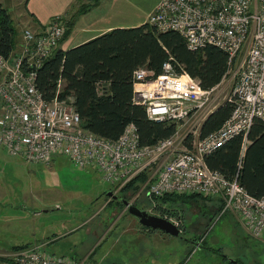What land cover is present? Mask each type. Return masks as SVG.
<instances>
[{"label": "built area", "instance_id": "obj_1", "mask_svg": "<svg viewBox=\"0 0 264 264\" xmlns=\"http://www.w3.org/2000/svg\"><path fill=\"white\" fill-rule=\"evenodd\" d=\"M146 15L145 22L158 30L179 32L190 50L209 44L224 50L226 70L219 83L232 81L230 93L218 95V84L202 88L198 78L176 71L166 59L155 75L145 66L134 69L131 99L143 105L148 118L174 122L171 134L141 144L133 122L116 138L86 131L72 95L59 97L56 91L46 99L34 83V69L66 29L64 16L55 15L38 31L22 29L19 50L0 55V147L12 157L46 164L52 155L64 154L75 166H93L114 191L146 171L148 177L136 194L157 198L199 193L218 198L217 213H232L250 237L264 238V195L249 193L237 174L227 177L204 163L206 154L239 136L240 166L253 119L264 121V0H158ZM223 100L232 103L229 115L200 135L198 125ZM44 247L26 245L6 256L15 264H104Z\"/></svg>", "mask_w": 264, "mask_h": 264}, {"label": "rangeland", "instance_id": "obj_2", "mask_svg": "<svg viewBox=\"0 0 264 264\" xmlns=\"http://www.w3.org/2000/svg\"><path fill=\"white\" fill-rule=\"evenodd\" d=\"M0 3L18 34L24 28L40 30L27 15L24 0ZM231 85L224 79L215 91L226 96ZM109 186L93 166H75L64 154L52 155L46 164L12 157L0 147V251L13 252V246L4 245L15 242L12 232L20 233L29 245L46 233L51 237L53 232L66 231L63 224H80L70 235H58L45 250L70 255L73 247L69 246L76 239L77 244L90 247V259L104 264H264V238L250 237L232 213H217V198L202 195L170 203L129 190L121 196L156 215L164 212L176 224L180 220L178 237L140 225L124 205L105 195ZM5 210L10 214H4ZM87 227L93 232L87 233ZM202 240L205 247L200 246Z\"/></svg>", "mask_w": 264, "mask_h": 264}, {"label": "trees", "instance_id": "obj_3", "mask_svg": "<svg viewBox=\"0 0 264 264\" xmlns=\"http://www.w3.org/2000/svg\"><path fill=\"white\" fill-rule=\"evenodd\" d=\"M5 8L0 3V55L9 56L11 52L19 50L17 45L20 33L18 34L17 26ZM166 59H170L176 71L198 78L202 88H209L218 84L225 73L227 54L211 44L198 50H190L179 32L171 28L158 30L144 22L133 27H113L65 50L54 49L34 69V83L46 99H50L56 91L59 97L72 95V106L79 113L81 126L86 131L116 138L127 123L133 122L139 135L138 141L147 144L171 134L175 123L155 121L146 116L143 105L131 99V78L134 69L140 66L151 70L153 75L160 73L161 64ZM231 108L232 103L223 100L208 112L198 125L199 134L203 135L218 127L229 115ZM251 124L248 131L249 143L240 166L237 164L241 139L239 136H232L206 154L204 163L224 176L232 177L237 174L240 184L249 193L260 196L264 195V121L254 118ZM186 145L190 146L188 140ZM147 177L146 171L137 173L114 191L118 195L117 200H109L123 205L118 199L124 197L127 190L133 194L137 192ZM109 189L113 190L111 187ZM200 196L202 195L199 193H168L157 199L175 203L196 200ZM220 205L221 202L218 208ZM162 214L164 212L159 215ZM200 246L205 247L203 240ZM23 247L26 245H16L12 249ZM0 260L13 261L7 256H0Z\"/></svg>", "mask_w": 264, "mask_h": 264}, {"label": "crops", "instance_id": "obj_4", "mask_svg": "<svg viewBox=\"0 0 264 264\" xmlns=\"http://www.w3.org/2000/svg\"><path fill=\"white\" fill-rule=\"evenodd\" d=\"M157 1L158 0H24V8L27 15L33 20V23L37 25L38 29H41L52 16H64L63 19L66 20V29L64 30L65 32L62 38L56 43L55 49L60 48L65 50L96 37L110 28L133 27L144 23L147 16L146 14L153 9ZM217 200L220 202L218 198ZM4 214L9 215L10 213L8 210H5ZM79 225L80 224L67 226L63 224L62 226L65 228L67 227L66 231L64 230L58 235H70L73 230L81 228ZM85 231L87 233L93 232L89 227H87ZM15 235L17 236L16 239H13L15 242L4 243V245L11 247L16 245H28L23 242L26 238H23L18 232L10 233V238L12 239ZM58 235L53 232L51 237H49L46 233L43 239L35 243H30L29 245L42 243L50 248L49 244H51L54 239L58 238ZM95 235L97 237V234ZM73 241L76 244L74 243V246H69L73 247L72 254L69 256L79 261L87 259V257L89 258V254L91 253L90 247L77 244L78 241L76 239ZM10 251H13V249ZM50 252L58 254L66 253L51 249ZM9 253V251H0V256H6ZM0 264L15 263L11 260H0Z\"/></svg>", "mask_w": 264, "mask_h": 264}, {"label": "water", "instance_id": "obj_5", "mask_svg": "<svg viewBox=\"0 0 264 264\" xmlns=\"http://www.w3.org/2000/svg\"><path fill=\"white\" fill-rule=\"evenodd\" d=\"M106 196H110L114 198H118V195L115 192H112L111 189H108L107 191H104ZM120 200L122 201V204L127 209V212L131 214V216H134L137 221L140 223V225H144L147 228H154L166 233H169L171 235L180 236V230L177 225L167 218L166 216L162 215H156L155 213H151L147 211L146 209L140 208L137 204L129 203V200L126 198L120 197Z\"/></svg>", "mask_w": 264, "mask_h": 264}, {"label": "flooded vegetation", "instance_id": "obj_6", "mask_svg": "<svg viewBox=\"0 0 264 264\" xmlns=\"http://www.w3.org/2000/svg\"><path fill=\"white\" fill-rule=\"evenodd\" d=\"M112 191H114V190H112ZM140 207V206H139ZM140 208H142V207H140ZM142 209H145V208H142ZM147 210V209H146ZM153 214V213H152ZM180 230V229H179ZM181 231V230H180Z\"/></svg>", "mask_w": 264, "mask_h": 264}]
</instances>
